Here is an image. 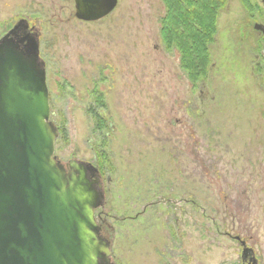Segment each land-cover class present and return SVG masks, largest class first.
<instances>
[{"label": "rangeland", "instance_id": "374dc122", "mask_svg": "<svg viewBox=\"0 0 264 264\" xmlns=\"http://www.w3.org/2000/svg\"><path fill=\"white\" fill-rule=\"evenodd\" d=\"M165 14L163 0H117L96 21L73 0H0V36L19 20L37 35L54 153L99 169L114 264H241L244 247L264 264V6L225 1L197 78Z\"/></svg>", "mask_w": 264, "mask_h": 264}, {"label": "water", "instance_id": "95a60500", "mask_svg": "<svg viewBox=\"0 0 264 264\" xmlns=\"http://www.w3.org/2000/svg\"><path fill=\"white\" fill-rule=\"evenodd\" d=\"M73 3L77 19L96 21L117 0ZM23 21L0 36V264H114L94 213L101 176L90 162L55 155L44 62L37 35L20 33ZM244 256L256 264L251 248Z\"/></svg>", "mask_w": 264, "mask_h": 264}, {"label": "trees", "instance_id": "16d2710c", "mask_svg": "<svg viewBox=\"0 0 264 264\" xmlns=\"http://www.w3.org/2000/svg\"><path fill=\"white\" fill-rule=\"evenodd\" d=\"M163 1L166 14L161 20L162 38L168 46L179 47L183 67L197 78L207 62V44L214 34V19L226 0ZM98 104H103L101 98ZM101 125L103 121L98 118L96 126L102 128Z\"/></svg>", "mask_w": 264, "mask_h": 264}, {"label": "flooded vegetation", "instance_id": "af4514ba", "mask_svg": "<svg viewBox=\"0 0 264 264\" xmlns=\"http://www.w3.org/2000/svg\"><path fill=\"white\" fill-rule=\"evenodd\" d=\"M263 6H264V0H261ZM258 24H261L262 27L260 29H256L257 32H259L261 35L264 36V21L258 23ZM28 25V24H27ZM23 26V24H22ZM254 27V26H253ZM255 29V28H254ZM23 32H31L32 34H34L35 32L33 31L32 27L30 26H27L26 29H22L20 28V33H23ZM74 160V159H72ZM101 186H102V180H101ZM102 190V189H101ZM100 234H101V228H100ZM249 262V256H244L243 259L241 258V264H247Z\"/></svg>", "mask_w": 264, "mask_h": 264}]
</instances>
